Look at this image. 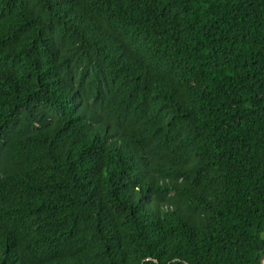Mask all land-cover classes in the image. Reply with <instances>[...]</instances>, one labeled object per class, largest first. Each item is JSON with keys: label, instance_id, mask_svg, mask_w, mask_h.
<instances>
[{"label": "trees", "instance_id": "16d2710c", "mask_svg": "<svg viewBox=\"0 0 264 264\" xmlns=\"http://www.w3.org/2000/svg\"><path fill=\"white\" fill-rule=\"evenodd\" d=\"M264 0H0V264H263Z\"/></svg>", "mask_w": 264, "mask_h": 264}, {"label": "rangeland", "instance_id": "374dc122", "mask_svg": "<svg viewBox=\"0 0 264 264\" xmlns=\"http://www.w3.org/2000/svg\"><path fill=\"white\" fill-rule=\"evenodd\" d=\"M263 264H264V260H263Z\"/></svg>", "mask_w": 264, "mask_h": 264}]
</instances>
